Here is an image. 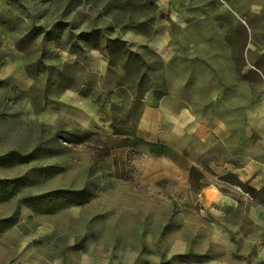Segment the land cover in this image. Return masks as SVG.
I'll list each match as a JSON object with an SVG mask.
<instances>
[{"label": "rangeland", "instance_id": "1", "mask_svg": "<svg viewBox=\"0 0 264 264\" xmlns=\"http://www.w3.org/2000/svg\"><path fill=\"white\" fill-rule=\"evenodd\" d=\"M134 3L0 0V179L23 178L15 196L0 202V264H202L199 247L212 241L214 222L199 206L201 187L242 185L235 176L217 175L214 166L230 160L236 145L225 140L199 154L204 145L183 136L180 126L175 140H166L169 135L141 127L139 116L153 87L159 99L196 106L192 112L198 116L240 124L243 105L260 89L246 68L244 15L238 16L231 65L212 53L205 55L210 61L147 63L152 52L119 44L110 51L122 57L112 59L119 70L88 72L84 63L91 46L107 53L118 30L151 28L152 23L138 26L136 19L154 8ZM86 23L92 36L80 31ZM54 25L78 44L45 40L44 29L53 36ZM71 48L80 51V61L65 57ZM198 48L176 49L196 55L213 49ZM52 85L80 88L99 101L116 89L122 98L109 112L101 105L103 116L93 127L65 118L47 125L41 110ZM160 137L163 141L156 140ZM152 145L165 150L153 152Z\"/></svg>", "mask_w": 264, "mask_h": 264}, {"label": "crops", "instance_id": "2", "mask_svg": "<svg viewBox=\"0 0 264 264\" xmlns=\"http://www.w3.org/2000/svg\"><path fill=\"white\" fill-rule=\"evenodd\" d=\"M142 1L153 5L154 12L149 14L143 11L136 22L138 26L152 23L151 28L118 30L112 37L111 45L105 48L107 53L91 46L84 63L88 72L103 76L107 70H119V66L112 62L119 56L113 57L110 52L119 44L132 51L152 52V59L145 56L147 63L153 60L172 63L178 58L186 62L210 61L205 55L212 53L214 60L228 61L231 65L237 53L238 16L244 15L243 26L246 29L242 30H246L248 35L246 68L247 72L256 76L260 89L255 97L249 98L243 105L240 124L229 122L221 116L209 119L198 116L192 112L196 106L185 100V104L175 106L165 100L167 97L159 99L153 87L146 92L139 123L156 135H169L166 140H175V128L180 126L183 136H193L199 144L204 145L199 148V154L202 149L207 151L225 140L236 145L237 152L230 156V160L214 162V166L217 175L235 176L242 185L228 183L225 185L227 189H224L221 184L210 183L201 187L199 206L205 215L212 216L214 228L209 237L212 241L199 247V253L203 254L200 258L202 264H264V0ZM134 2L137 6L138 0ZM86 10L88 12V8ZM91 10L92 7H89ZM63 29L60 27L58 30L54 25L53 36L49 33L50 28L44 29L45 40H52L60 46L77 43L75 36L69 35L68 40ZM80 31L91 33V24L88 26L86 23ZM255 31L258 33L255 34ZM179 45L189 48L198 46V52L203 47L213 49H208L205 54H197V57L184 49L177 50ZM74 49L64 52L72 63L80 61L77 55L80 51ZM237 88L236 85L230 92L233 102L238 99V93L234 91ZM46 91L41 121L47 125H54L65 118L82 126L93 127L100 123V109L109 112L110 107L122 98L116 89L105 90V97L101 101L83 93L80 88L60 90L52 85ZM178 109H181V113L177 112ZM104 120L109 125V117L106 116ZM156 140L163 141L162 137Z\"/></svg>", "mask_w": 264, "mask_h": 264}, {"label": "trees", "instance_id": "3", "mask_svg": "<svg viewBox=\"0 0 264 264\" xmlns=\"http://www.w3.org/2000/svg\"><path fill=\"white\" fill-rule=\"evenodd\" d=\"M153 7V5H151ZM90 36H92V33H88ZM86 34V35H88ZM153 152H158L165 150V147H161L159 145H152ZM23 184V178L18 179H7V180H1L0 179V202H4L13 196H15L17 190L20 188V186Z\"/></svg>", "mask_w": 264, "mask_h": 264}]
</instances>
